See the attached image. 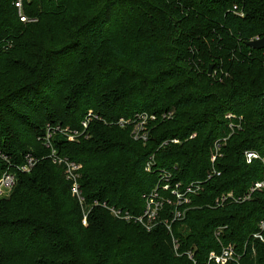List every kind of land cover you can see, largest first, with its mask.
Masks as SVG:
<instances>
[{
    "label": "trees",
    "instance_id": "1",
    "mask_svg": "<svg viewBox=\"0 0 264 264\" xmlns=\"http://www.w3.org/2000/svg\"><path fill=\"white\" fill-rule=\"evenodd\" d=\"M20 15L41 30L36 43L24 42ZM263 37L264 0H0V176L16 177L0 199V264H192L189 251L203 264L230 246L236 260L226 264H264V231L253 238L264 186L248 201L215 205L264 185V49L246 46ZM202 51L230 80L194 76ZM174 81L195 89L177 111L207 113L148 121L147 140L135 141L118 120L150 116ZM52 151L81 165L82 205ZM28 155L34 166L24 173ZM162 172L171 185L205 181L182 219L172 222L167 207L146 232L101 206L140 215Z\"/></svg>",
    "mask_w": 264,
    "mask_h": 264
},
{
    "label": "built area",
    "instance_id": "2",
    "mask_svg": "<svg viewBox=\"0 0 264 264\" xmlns=\"http://www.w3.org/2000/svg\"><path fill=\"white\" fill-rule=\"evenodd\" d=\"M18 6V5H17ZM235 9V8H234ZM20 21H25V18L20 15ZM258 40V39H256ZM91 117V116H89ZM90 119H87L82 123L84 128L87 127L88 123L91 122ZM150 120V116L145 113H137L134 115L133 120L126 121L124 119L118 120V125L120 127H124L126 125H132L131 135L135 141L145 142L147 140V124ZM232 128V125H230ZM239 128V126H237ZM76 132H73L68 136V140L72 141ZM49 135H47V139ZM172 142L176 143V140ZM0 157L7 161L6 157L0 155ZM51 158H53V162L64 168L65 179L70 183V191L71 194L77 199L80 205L84 203V198L81 195L79 180H80V169L81 165L77 164L69 159H62L55 156V153L52 151ZM245 157L248 162L252 158H257V155L251 152H245ZM215 161V156H212L211 162ZM34 166L33 158L29 155L25 157V163L22 167L19 168L21 172L28 173ZM150 163L146 165V171L149 172ZM215 172L212 171V174L207 176V179H210ZM170 175L168 173L162 172L161 179L158 184L149 192L142 195V199L144 200V209L142 213L138 216H131L129 213H121L120 210L115 208H108L106 204H102L103 208H107L111 215L119 220L123 221H133L134 223L141 226L146 232H150L155 225H158L161 221V214L163 210L167 207L171 209V217L172 222L176 220H180L184 217L186 212V207L191 202V197H196L202 192V185L205 181L200 182H192L186 186H181L176 183L174 185L170 184ZM16 177L12 172H4L0 176V195L3 193H9L15 185ZM263 183H256L250 190L242 197L234 198L231 193L223 194L219 198L215 200V205L217 207H221L225 204L227 200H231L232 203H241L244 201H248L251 195L263 188ZM94 206H99L97 202H94ZM87 216V212H85L84 223ZM168 230H170V225L165 224ZM264 231V219L258 223V232L253 235V238L263 241L261 233ZM178 248L177 245H174V250L176 251ZM189 260L192 264H197L194 261L193 252L189 251L186 253ZM236 260V255L234 253L233 247H225L221 250L219 255H215L211 253L208 259L203 264H226L229 261Z\"/></svg>",
    "mask_w": 264,
    "mask_h": 264
},
{
    "label": "rangeland",
    "instance_id": "3",
    "mask_svg": "<svg viewBox=\"0 0 264 264\" xmlns=\"http://www.w3.org/2000/svg\"><path fill=\"white\" fill-rule=\"evenodd\" d=\"M24 23L27 24V27L23 34V36H26V38L24 39V42H26L27 44L36 43L38 40V36L41 34V30L39 29V27H37L35 23L31 21L25 20ZM43 25H46V24H43ZM20 52H21V49L20 51H17V54H19ZM204 57H205V52L200 53L198 55V58L195 61H193L191 68L194 71V76H198L199 79L211 77L213 82H216L219 84H223L225 81L230 80L229 74L227 72L226 73L223 72V69H221L220 67L218 68L219 63L216 62V58H213V57L209 58L210 56H208V58H204ZM8 58L9 60H15L21 63V58L18 55L8 56ZM206 59H207V62H206ZM209 66H212L210 74H208ZM134 85H136V82H129L126 85H119V86H114V87L122 88L123 86L131 87ZM194 91L195 89L193 87H190L189 83L186 85L184 83H181V81H174V82L168 83L165 86V99L158 106L153 108L150 112L151 114H150L149 122L151 123L152 128L162 123L163 121L165 123L173 122V121L177 122V118H181L184 115H188L187 118H189L190 116L194 117L199 113L206 114L207 109L204 107H200V108L189 107L187 109L178 110V111L174 107L175 101L177 99L187 94L190 95L191 93H194ZM184 123L185 122L183 121H179V124H184ZM243 130H244V125L241 127V129H238V132L232 135V137H237L238 135L240 136L244 132ZM201 139H202V135L194 136L192 140L190 139V141L198 144L200 143ZM40 150H43V149L37 148L33 150V152L37 153ZM8 196H9V193H3L0 195V199L7 198ZM155 227L156 225L154 226V228Z\"/></svg>",
    "mask_w": 264,
    "mask_h": 264
},
{
    "label": "water",
    "instance_id": "4",
    "mask_svg": "<svg viewBox=\"0 0 264 264\" xmlns=\"http://www.w3.org/2000/svg\"><path fill=\"white\" fill-rule=\"evenodd\" d=\"M246 46L253 50H261L264 49V37L262 39H258L255 41H251L246 43ZM212 66H209L208 74L211 73Z\"/></svg>",
    "mask_w": 264,
    "mask_h": 264
}]
</instances>
